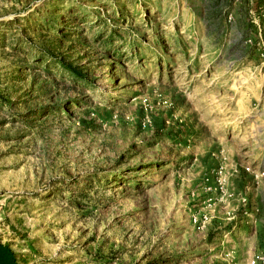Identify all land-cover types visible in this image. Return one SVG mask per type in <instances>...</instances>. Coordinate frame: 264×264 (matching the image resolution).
I'll return each mask as SVG.
<instances>
[{"label": "rangeland", "instance_id": "374dc122", "mask_svg": "<svg viewBox=\"0 0 264 264\" xmlns=\"http://www.w3.org/2000/svg\"><path fill=\"white\" fill-rule=\"evenodd\" d=\"M0 243L264 264V0H0Z\"/></svg>", "mask_w": 264, "mask_h": 264}, {"label": "crops", "instance_id": "0c3cea01", "mask_svg": "<svg viewBox=\"0 0 264 264\" xmlns=\"http://www.w3.org/2000/svg\"><path fill=\"white\" fill-rule=\"evenodd\" d=\"M1 246L4 244L0 243ZM13 259L11 255V250L8 247L0 248V264H12Z\"/></svg>", "mask_w": 264, "mask_h": 264}, {"label": "trees", "instance_id": "16d2710c", "mask_svg": "<svg viewBox=\"0 0 264 264\" xmlns=\"http://www.w3.org/2000/svg\"><path fill=\"white\" fill-rule=\"evenodd\" d=\"M70 71H71L72 73H74L73 70H70ZM4 247L6 248L7 246H6V245H4V246H1V245H0V248H1V249L4 248ZM11 255H12V259H13V254H12V252H11ZM12 264H14V260H13V263H12Z\"/></svg>", "mask_w": 264, "mask_h": 264}]
</instances>
